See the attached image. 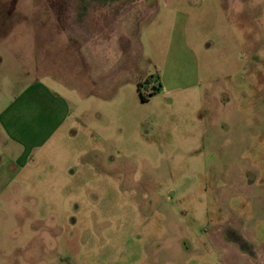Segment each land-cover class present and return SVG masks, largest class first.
Here are the masks:
<instances>
[{
  "label": "rangeland",
  "instance_id": "obj_1",
  "mask_svg": "<svg viewBox=\"0 0 264 264\" xmlns=\"http://www.w3.org/2000/svg\"><path fill=\"white\" fill-rule=\"evenodd\" d=\"M51 1L0 0V264H264V0L236 33L151 16L107 74ZM33 80L69 116L27 151Z\"/></svg>",
  "mask_w": 264,
  "mask_h": 264
},
{
  "label": "crops",
  "instance_id": "obj_2",
  "mask_svg": "<svg viewBox=\"0 0 264 264\" xmlns=\"http://www.w3.org/2000/svg\"><path fill=\"white\" fill-rule=\"evenodd\" d=\"M46 5L49 10L48 23L57 25L56 34L59 38H67L74 43L80 41L76 43L79 51L92 49L96 66L107 74L114 72L122 59L129 56L127 48L132 46L129 42L135 40L137 26L146 24L148 19L153 18L151 16L171 19L178 35L184 34L190 24L195 29V25L205 23L232 26L229 29L236 33V24L240 28L239 32L243 29L241 25L245 26L241 22H246L247 3L246 0H56ZM72 8L79 12L71 13ZM216 9H222L223 12L218 13ZM252 13L255 14V10ZM204 16L208 18L205 21L201 19ZM255 22L256 14L250 24ZM89 24H93L94 33H89ZM69 26L73 28L69 29ZM28 84L9 106L18 104L20 109L31 112L39 109L36 107L40 103L43 104L44 114L41 117L30 114V130L25 134H16V143H29L30 150L27 151H32L44 145L62 127L69 116V106L64 97L53 95L44 85L46 83L33 80ZM17 162L10 168L17 169ZM10 168L3 171L4 175L9 173Z\"/></svg>",
  "mask_w": 264,
  "mask_h": 264
},
{
  "label": "trees",
  "instance_id": "obj_3",
  "mask_svg": "<svg viewBox=\"0 0 264 264\" xmlns=\"http://www.w3.org/2000/svg\"><path fill=\"white\" fill-rule=\"evenodd\" d=\"M140 97L142 101H145V98L142 95H140Z\"/></svg>",
  "mask_w": 264,
  "mask_h": 264
}]
</instances>
